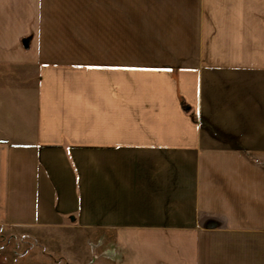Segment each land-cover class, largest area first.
Instances as JSON below:
<instances>
[{"label":"crops","instance_id":"0c3cea01","mask_svg":"<svg viewBox=\"0 0 264 264\" xmlns=\"http://www.w3.org/2000/svg\"><path fill=\"white\" fill-rule=\"evenodd\" d=\"M50 1L197 20L47 41ZM67 230L92 264H264V0H0V231ZM29 257L0 243V264Z\"/></svg>","mask_w":264,"mask_h":264},{"label":"rangeland","instance_id":"374dc122","mask_svg":"<svg viewBox=\"0 0 264 264\" xmlns=\"http://www.w3.org/2000/svg\"><path fill=\"white\" fill-rule=\"evenodd\" d=\"M182 15L177 9L166 12H147L122 1H57L47 2L44 40L49 41H177V24L184 21V14L193 15L196 25L197 2L182 3ZM102 5V6H101ZM182 5V6H183ZM179 16V17H178ZM70 220V219H69ZM70 222V221H69ZM74 222V221H73ZM37 240L26 238L22 242L10 241L2 236L0 243L10 244L11 251L19 254L35 253L16 264H92L97 259V242L83 232L67 230L50 235L36 233ZM33 256V255H32ZM15 264V260L12 261Z\"/></svg>","mask_w":264,"mask_h":264}]
</instances>
